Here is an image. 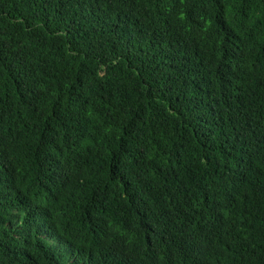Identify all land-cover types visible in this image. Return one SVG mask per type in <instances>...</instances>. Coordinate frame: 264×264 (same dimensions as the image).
<instances>
[{"label":"trees","instance_id":"1","mask_svg":"<svg viewBox=\"0 0 264 264\" xmlns=\"http://www.w3.org/2000/svg\"><path fill=\"white\" fill-rule=\"evenodd\" d=\"M0 264H264V0H0Z\"/></svg>","mask_w":264,"mask_h":264}]
</instances>
